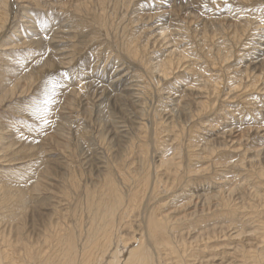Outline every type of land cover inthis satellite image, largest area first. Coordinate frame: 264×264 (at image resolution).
<instances>
[{"label": "rangeland", "instance_id": "rangeland-1", "mask_svg": "<svg viewBox=\"0 0 264 264\" xmlns=\"http://www.w3.org/2000/svg\"><path fill=\"white\" fill-rule=\"evenodd\" d=\"M3 1L0 264H20L25 239L50 257L78 220L84 229L87 192L104 188L105 173L125 204L134 196L118 215L124 238L149 213L169 216L153 264H264V62L247 69L264 41V0ZM119 68L144 104L109 98L100 111Z\"/></svg>", "mask_w": 264, "mask_h": 264}, {"label": "bare ground", "instance_id": "bare-ground-1", "mask_svg": "<svg viewBox=\"0 0 264 264\" xmlns=\"http://www.w3.org/2000/svg\"><path fill=\"white\" fill-rule=\"evenodd\" d=\"M2 2L5 3L3 0H2ZM97 2L99 4V6L105 7L107 4H109V2H111V0L110 1L109 0H97ZM58 3H60V2L58 1ZM7 20H8L7 13L5 12V10H3V9L0 8V27H4L5 24H6V22H7ZM20 22L22 23V26L25 28L24 30L21 29V33H23L24 31H26L25 34L26 35H29V33H32L34 31H36V30H33V29H35V28H33L34 25H35V24L33 25V22L28 21V20L23 19V18L21 19ZM27 23H28V25H27ZM106 24H104V25H106ZM99 25H103V23L99 22ZM14 35L17 36V37H19V34L18 35L14 34ZM22 37H24V36H22ZM58 42H59V40H58ZM20 43H22V41ZM258 43H260V42H258ZM137 44H134V45H137ZM13 46L15 47L16 44H14ZM140 47H139V49H140ZM252 48H254V46H252ZM139 49H137L136 47H131L130 48V47L127 46L126 51H127L128 55L132 59H136V58H138V55H139V52H140ZM254 50H255V48H254ZM256 51H258V53L254 57V61L248 62V64H251V65H248L249 67L246 66V67H248L247 69L250 68L251 72L254 71V70H256V69H258L263 64V62H264V59H263L264 58V41L263 40H262V42L260 44H257ZM251 54H253V53H251ZM251 57H253V56H251ZM180 58H182V57L180 56ZM246 62H247V60H246ZM147 66H148V64H147ZM151 67H153V66H151ZM150 71L151 70H149V72ZM115 72L116 73L114 74L113 77H111V79H110V81L108 83L109 85L107 86V88L109 90H111V89L112 90L109 91L105 96L103 94H100L96 98V102H97V105L96 106L98 107V110L101 111L103 109L102 108V105L104 104L105 101L107 102V100L109 98H113V99L115 98V100H117L120 97H121L122 100H125V101L131 100L132 102L135 103V105L138 108L141 107V105H143L144 102L142 101V96H141L142 95V92H141L142 90L140 89V86L138 84V81L135 80V82H137V83H135L134 82V79L131 80L130 79V76H129V73L130 72L127 71V70H124V68H119L117 71L115 70ZM163 72H164L165 76H167L168 73H169L167 71V69H163ZM24 73H25V71H24ZM261 77H260V74H259V75L255 76L254 79H256V81H259L261 79ZM28 82H30V81L28 80ZM93 82L94 81L91 80L90 81V84L93 83ZM98 82H99V80H98ZM211 83H212V81H211ZM86 84H87V82H86ZM216 85H218V84H216ZM94 86H93V89H94ZM214 86H215V84H214ZM248 86H249V84H248ZM208 87H209V85H208ZM212 88L214 89V87H212ZM84 90H86V89L84 88ZM97 91H99V90H97ZM214 91H215V89H214ZM24 92H25V90H24ZM113 92H115V93L116 92H119V93H116L115 94ZM208 99H210V98H208ZM110 101H111V99H110ZM208 101H210V100H208ZM79 103H80V101H79ZM108 103L109 102H107V104ZM174 104H175L174 106L178 105L179 104V101H176V103H174ZM204 104H206V103H204ZM169 106H171V105H169ZM135 111H137V110H135ZM171 111H176L175 107H173ZM132 112H134V110ZM169 112H170V110H169ZM137 114H138V112H137ZM172 114H174V113H172ZM116 122L119 123V121H116ZM120 125H117V126H119V128L121 127V129H120L121 133L119 132L120 134L118 136L120 137L121 141L127 142L126 140H128V136L125 133L128 130L126 131V127L123 124L121 126ZM118 145H120V144H118ZM90 157H92V155H90L89 158ZM98 158H100V157L99 156H96V158H94V159H96V163H98L97 162L99 160ZM94 159H91L92 160V164H93ZM91 160H90V162H91ZM114 160L116 161L118 159L115 158ZM178 162H180V161H178ZM96 167L97 168H100V166H96ZM147 167H148L147 166V158L144 155L140 159V173L146 174L148 172V168ZM101 173H102V170L100 172H98V175L99 174L101 175ZM102 177H103V180H104V185H103L104 188H102L96 194H94V193H92V191L88 190L87 195H86V201H87L86 203H88V205L86 206V210L89 211V214L91 216L89 223L87 222L88 224L85 225L86 227L83 229L82 228L83 226L81 225V223H82L81 220H78L77 219L78 220V222H77L78 224H77V226L74 227V230L76 229L78 231V234H77V232L75 230V233L76 234L74 233L73 234V237H69L67 235H64L59 240H56V243L55 244H52V250L55 249V252H53L52 253V256H50V257L49 256H47V257L45 256L46 258L42 255V252L41 251L36 252L35 250H33L34 246H30L29 242H27V240L25 239L23 241L25 244H23L24 247H22L23 250L21 251L22 252L21 257H20L21 259L18 260V261H20V264H153L154 260H153V256L152 255H153L155 249H160V246H162L163 244L169 245L168 243L158 242L157 241V239L161 237V233H166L167 230H172L171 224L169 223L170 222L169 221L170 220L169 216L168 215H164V216H162L163 218H161V217L158 218L156 215H154L153 212L152 213H149V214H147V215L144 216V218H143L144 221L140 220L141 223H144L145 224V225L143 224L144 225V227L142 228L143 231H141V232H139V231L134 232V235L132 237L124 238L125 236H123L122 233H121V231H120L121 225L118 223V215H119V213L123 209H124L123 210V214L129 215V213L131 212V209H130V201L132 202L134 196H133V194L127 195V199H128L127 201L128 202L125 204L124 196L122 195L121 191L119 190L118 185L116 184V182H114L112 179H110L109 173L103 174ZM140 177H139V180H140ZM143 181H144V179H143ZM140 182H142V181H140ZM134 184L136 185L137 182L134 183ZM162 214H163V212H162ZM43 224H45V223H43ZM81 233L84 234L83 243H82L81 246H77V240H78L77 239V236L79 234H81ZM137 235H139L138 240L135 239V237ZM142 236H143V239H142ZM144 238L145 239L148 238L147 240H149V241L152 240L151 241L152 243H150L149 241H146ZM135 241H137V242H135ZM133 244L136 245V246L134 247ZM169 248H171V247H169ZM30 250H33L35 252H31ZM38 250H40V249H38ZM57 251L59 252L58 254L56 253ZM158 251L160 252V250H158ZM80 253H82L84 255L81 256ZM124 254H127V256L124 257ZM77 255H80V258H79L80 259V263L77 262V258H76ZM11 264H18V263H15V262H13V260H11Z\"/></svg>", "mask_w": 264, "mask_h": 264}]
</instances>
